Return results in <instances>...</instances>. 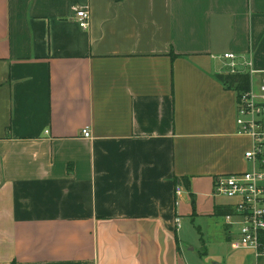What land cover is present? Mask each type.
Here are the masks:
<instances>
[{
	"label": "crops",
	"instance_id": "0c3cea01",
	"mask_svg": "<svg viewBox=\"0 0 264 264\" xmlns=\"http://www.w3.org/2000/svg\"><path fill=\"white\" fill-rule=\"evenodd\" d=\"M227 53L257 90L264 0H0V264H187L195 218L231 244L213 181L253 163Z\"/></svg>",
	"mask_w": 264,
	"mask_h": 264
},
{
	"label": "built area",
	"instance_id": "2783aa9c",
	"mask_svg": "<svg viewBox=\"0 0 264 264\" xmlns=\"http://www.w3.org/2000/svg\"><path fill=\"white\" fill-rule=\"evenodd\" d=\"M78 27L86 30L89 27V14L85 9L75 11ZM225 74H247L250 80L249 89L236 97L237 134L251 139L252 146L245 152L244 158L253 163V167L243 173L218 176L213 181L212 195L233 201L232 213L223 217L227 232L235 234L240 248L253 249L256 262L264 259V77L258 89L251 85V77L256 75L249 60L227 53L221 57ZM84 139H90V130H81ZM175 196L180 198L183 189L175 187ZM178 205V202H175ZM177 228L180 218L174 219Z\"/></svg>",
	"mask_w": 264,
	"mask_h": 264
},
{
	"label": "rangeland",
	"instance_id": "374dc122",
	"mask_svg": "<svg viewBox=\"0 0 264 264\" xmlns=\"http://www.w3.org/2000/svg\"><path fill=\"white\" fill-rule=\"evenodd\" d=\"M215 222L207 218H195L193 221L184 222L180 235L186 263L256 264L254 250L240 248L237 241L227 244ZM190 248L193 250L188 251ZM180 263L183 264V259H180Z\"/></svg>",
	"mask_w": 264,
	"mask_h": 264
},
{
	"label": "trees",
	"instance_id": "16d2710c",
	"mask_svg": "<svg viewBox=\"0 0 264 264\" xmlns=\"http://www.w3.org/2000/svg\"><path fill=\"white\" fill-rule=\"evenodd\" d=\"M216 79L224 86V88L233 90L236 93V97L240 93L247 91L250 85V80L247 74H220L216 76ZM185 183L187 184V182ZM216 212L218 215H229L232 213V210H230L229 208L224 210L217 209Z\"/></svg>",
	"mask_w": 264,
	"mask_h": 264
}]
</instances>
